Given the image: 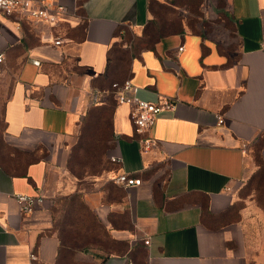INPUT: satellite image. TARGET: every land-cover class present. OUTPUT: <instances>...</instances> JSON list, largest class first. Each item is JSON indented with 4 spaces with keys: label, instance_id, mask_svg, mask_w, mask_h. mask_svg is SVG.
Listing matches in <instances>:
<instances>
[{
    "label": "crops",
    "instance_id": "obj_1",
    "mask_svg": "<svg viewBox=\"0 0 264 264\" xmlns=\"http://www.w3.org/2000/svg\"><path fill=\"white\" fill-rule=\"evenodd\" d=\"M35 1L64 8L55 25L0 13V264L81 247L105 264H264V0H218L209 28L205 0ZM127 79L174 109L137 132L108 93ZM18 195L44 203L23 214Z\"/></svg>",
    "mask_w": 264,
    "mask_h": 264
},
{
    "label": "built area",
    "instance_id": "obj_2",
    "mask_svg": "<svg viewBox=\"0 0 264 264\" xmlns=\"http://www.w3.org/2000/svg\"><path fill=\"white\" fill-rule=\"evenodd\" d=\"M63 11V7L53 9L51 6L43 5L35 0H0V13L4 16H22L37 23L48 25H55L59 20L58 14ZM55 44L60 45L61 41H56ZM3 61L4 55L0 54V64ZM112 90L118 105L129 106L130 118L139 133L150 129L161 113L172 110L175 107V101L167 98L158 103H151L141 99L137 94L138 88L130 79L113 83ZM219 123L221 124L223 121L220 120ZM112 161L118 164L123 162L120 157H114ZM114 182L124 188L137 187L142 184L141 179L127 173L117 175L114 178ZM17 202L21 206L23 214H30L37 206L44 203V199L42 197L18 195ZM145 243L149 244V241H145ZM31 259L34 261L37 257L32 255Z\"/></svg>",
    "mask_w": 264,
    "mask_h": 264
},
{
    "label": "rangeland",
    "instance_id": "obj_3",
    "mask_svg": "<svg viewBox=\"0 0 264 264\" xmlns=\"http://www.w3.org/2000/svg\"><path fill=\"white\" fill-rule=\"evenodd\" d=\"M218 6H219L218 0H205L204 5L201 8L202 11L199 17L197 18V20L199 21V24H201V25L197 24V26L199 25V28L201 27L209 28V27H214V26H218V27L220 26L219 24H217L219 22L218 12L220 11V8H218ZM102 118L104 121V124H103L104 129L96 130L94 131V134L97 135L99 138H101L103 142H105L106 138H109V140L112 141L113 136H112V131H111V113L108 112ZM105 125L109 126V129L105 128ZM112 147H113L112 144L109 145V149H112ZM101 150L105 152V144L103 147L99 148L100 152ZM100 164H101V161H94L93 162L94 169H97V166H100ZM261 165L263 169L261 171L260 176L262 175V178H263L264 177V164L261 163ZM79 171L82 172L79 169L78 171L76 170L75 173L80 175L81 173H79ZM260 178H258L257 181H259ZM257 181H255V183ZM83 238L85 237L83 236ZM102 241H103V238L100 239V241L98 242L102 243ZM86 248L88 247H83V248L81 247V249L76 250L75 252H72L71 254L64 253L62 257L60 258L59 264H105L106 263L105 261H103L101 257L96 255L95 253H92L89 251L86 252Z\"/></svg>",
    "mask_w": 264,
    "mask_h": 264
},
{
    "label": "trees",
    "instance_id": "obj_4",
    "mask_svg": "<svg viewBox=\"0 0 264 264\" xmlns=\"http://www.w3.org/2000/svg\"><path fill=\"white\" fill-rule=\"evenodd\" d=\"M123 81H125V80H123ZM123 81H117V82H123ZM113 83H115V82H113ZM113 83L111 84V87H110V91L108 92L109 93V96H110V98H112V100L117 104V102L115 101V99H114V95H113V90H112V85H113ZM112 101V102H113ZM114 103V104H115ZM77 250V249H76ZM76 250H64V251H62L61 253H60V255H59V259H58V264L60 263V258L62 257V255L64 254V253H68V254H71L72 252H75Z\"/></svg>",
    "mask_w": 264,
    "mask_h": 264
}]
</instances>
